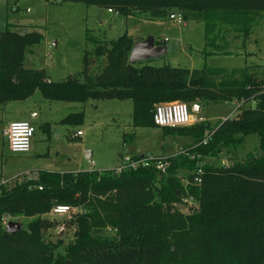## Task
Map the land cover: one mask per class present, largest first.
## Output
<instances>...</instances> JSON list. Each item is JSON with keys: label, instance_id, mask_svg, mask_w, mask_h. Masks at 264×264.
I'll return each mask as SVG.
<instances>
[{"label": "trees", "instance_id": "trees-1", "mask_svg": "<svg viewBox=\"0 0 264 264\" xmlns=\"http://www.w3.org/2000/svg\"><path fill=\"white\" fill-rule=\"evenodd\" d=\"M46 1L83 3L149 20L169 19L177 11L184 22L202 24L204 59L232 54L234 39H241L244 48L249 33L264 19V0ZM155 39L158 45L167 44ZM43 40L36 31L20 34L8 24L0 31V106L34 92L68 103L129 99L133 127L160 128L163 136L187 137L191 143L147 166H131L146 158L132 156L120 172L39 170L1 183L0 224L5 218L30 221L14 233L0 230V264H264V155L249 153L229 166L201 164L224 151L234 153L251 135L264 146V75L259 67L130 64L136 40L125 33L114 40L87 38L81 69L52 82L43 68L25 66L26 53ZM175 100L190 110L235 102L236 113L215 125L203 120L156 126L155 106ZM83 117L82 111L71 113L60 123L80 125ZM43 127L50 129L48 123ZM133 140V134L123 135L124 145ZM159 160L168 163L164 172L156 168ZM181 196L193 198L196 211L183 214L173 208ZM59 205L75 209L74 215L50 218ZM59 224L74 229L70 241L47 235Z\"/></svg>", "mask_w": 264, "mask_h": 264}, {"label": "rangeland", "instance_id": "rangeland-1", "mask_svg": "<svg viewBox=\"0 0 264 264\" xmlns=\"http://www.w3.org/2000/svg\"><path fill=\"white\" fill-rule=\"evenodd\" d=\"M7 24L11 26V30L20 34L31 31L42 34L44 40L26 53L25 66L42 67L53 82L61 81L81 69L83 52L90 45H87V38L114 40L125 33L134 38L152 35L169 40V52L148 61L156 67L168 65L200 69L207 65L234 69L258 66L260 73L264 75V19L249 33L244 48L241 39H234L230 42L232 54L211 55L206 59L202 56L204 29L196 21L178 25L169 19L149 20L143 16H123L83 3L0 0V31ZM232 36H228L229 41ZM34 102H43L37 103L41 110L37 119H32L27 111L25 117L18 116L22 111H16V104L10 103L0 108V184L24 173L35 175L39 170L59 173L116 170L124 165L129 154L161 159L174 156L191 143V139L187 137L163 136L160 128L133 127L132 101L129 99H89L84 103L51 102L36 93L31 100L32 104ZM172 102L182 101L161 103ZM81 111L84 115L82 124L60 123L69 114ZM190 112L193 118L201 117L215 125L221 120L234 117L236 105L233 102L210 104L201 107L197 114L192 110ZM20 119H29L34 126L33 146L28 154L13 155L2 137L1 127L7 121ZM45 122L51 123L48 131L44 130ZM77 130L81 131L82 136H76ZM132 134L134 140L124 145L123 135ZM85 150L93 152L90 161L85 158ZM249 153L264 155V146L261 148L258 137L253 135L246 137L234 153L224 151L218 157L204 159L201 164L229 166ZM182 177L183 175L181 182L185 184ZM197 207V202L188 196H181L180 202L173 205V208L183 214L193 213ZM50 218L53 216L50 215ZM6 219L7 222L19 220L23 228L30 221L25 217ZM6 223L0 224V230L5 229ZM73 231L72 227H65L63 232L58 233L55 227L47 235L53 241L62 239L68 242L72 239ZM174 249L172 246L171 250Z\"/></svg>", "mask_w": 264, "mask_h": 264}, {"label": "built area", "instance_id": "built-area-1", "mask_svg": "<svg viewBox=\"0 0 264 264\" xmlns=\"http://www.w3.org/2000/svg\"><path fill=\"white\" fill-rule=\"evenodd\" d=\"M169 20L173 21L178 25H184V20L182 15L174 11L169 15ZM203 121V118L197 117L193 118L190 109L184 102H172V103H160L155 106L153 113V122L158 127H182L192 125ZM34 127L26 121H12L9 122L3 129L2 134L7 140L8 148L12 153L24 154L28 153L31 148V142L34 135ZM76 136L82 135L81 131H77ZM152 160L151 157H146L138 161L137 163H132L131 166H147L149 161ZM130 159L126 160L129 163ZM168 163L158 161L156 163V168L165 171ZM123 167V166H122ZM121 168L116 169L117 172L121 171ZM201 173V168H198L197 174ZM196 182H199V177H195ZM75 213V209L68 206L59 205L51 210L50 215L55 218L67 216L70 217ZM8 219H3V223L7 222ZM56 230L61 233L65 230L64 225H57Z\"/></svg>", "mask_w": 264, "mask_h": 264}, {"label": "water", "instance_id": "water-1", "mask_svg": "<svg viewBox=\"0 0 264 264\" xmlns=\"http://www.w3.org/2000/svg\"><path fill=\"white\" fill-rule=\"evenodd\" d=\"M170 50V45H158L154 36L150 35L145 38L136 40L130 50L128 62L130 64H138L148 62L151 59H157L166 55ZM201 106L194 105L192 112L199 113ZM21 229L20 221H8L5 226V231L14 233Z\"/></svg>", "mask_w": 264, "mask_h": 264}, {"label": "crops", "instance_id": "crops-1", "mask_svg": "<svg viewBox=\"0 0 264 264\" xmlns=\"http://www.w3.org/2000/svg\"><path fill=\"white\" fill-rule=\"evenodd\" d=\"M136 39H138V38H135V40ZM164 40H165V42L168 44L169 43V40H167V39H165V38H163ZM40 68H42V67H40ZM49 81H52L50 78H49ZM53 82V81H52ZM36 93H39V92H34L31 96H29L28 98H26V99H24V100H21V101H11V102H7V103H5L4 105H2V106H0V108H4V107H6L8 104H16V105H18V106H16L15 108H16V111H18V109L20 110V111H22V112H19L20 114L18 115V116H21V117H25L27 114H25L26 113V111L29 113V115H31V117H32V119H37V118H39L40 117V114H41V110H40V106H37V103H43V102H34V104H32L31 103V100H32V98H33V96H35V94ZM40 94V93H39ZM42 96V95H41ZM43 97V96H42ZM44 98V97H43ZM44 100H46L45 98H44ZM46 101H49V100H46ZM52 102V101H51ZM59 102V101H58ZM233 103H235V102H233ZM41 105H43V104H41ZM235 105H236V103H235ZM201 110V109H200ZM12 121H26V122H29L32 126H33V124L31 123V121H29V119H20V120H10V121H7L5 124H3L2 125V127H1V134H2V131H3V129L6 127V125L9 123V122H12ZM49 124L50 126H51V123H49V122H45L44 124H43V126L45 125V124ZM34 127V126H33ZM77 131H80V130H77ZM76 131V132H77ZM80 136H82V135H80ZM80 136H77V137H80ZM2 137L5 139V137L3 136V134H2ZM33 137H34V135H33ZM57 137H59V135H57ZM170 137H173V136H170ZM5 141H6V145H7V148H8V144H7V140L5 139ZM32 146H33V138H32V142H31V148H30V151L28 152V153H30L31 151H32ZM8 151L11 153V154H13V155H18V153H12L10 150H9V148H8ZM28 153H24V154H28ZM132 156H137V155H135V154H129L128 156H127V158L125 159V161L126 160H128L129 158L128 157H132ZM144 155H141L140 157H143ZM93 157V152H91V151H87V150H85V158L87 159V160H91V158ZM122 157V156H121ZM23 175H30L29 173H24ZM6 182V181H5ZM3 183V182H2Z\"/></svg>", "mask_w": 264, "mask_h": 264}]
</instances>
